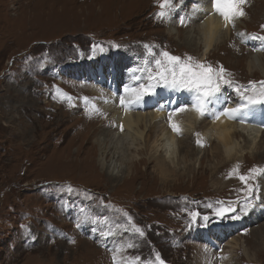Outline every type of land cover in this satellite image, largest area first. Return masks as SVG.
<instances>
[{"label": "rangeland", "instance_id": "1", "mask_svg": "<svg viewBox=\"0 0 264 264\" xmlns=\"http://www.w3.org/2000/svg\"><path fill=\"white\" fill-rule=\"evenodd\" d=\"M196 3L187 2L186 18L196 10ZM154 7V0H0V75L4 72L0 78V264H264V213L253 211L255 188L261 180L264 184L262 153L245 150L241 161L214 171L212 164L217 159L211 155L210 145L203 142L198 145L207 149L201 153V157L206 154L205 161L178 164L175 154L169 161L176 172L168 179H160L153 164L133 168L128 157H124L122 172L112 179L99 164L102 149L98 141H103L99 132L117 126L116 110L110 104L118 100L79 78L53 74L54 64L72 62L78 50L88 49L94 39L109 44L93 53L97 56L110 57L116 51L127 57L125 53L138 51L150 61L148 78L159 79L156 74L162 69L152 61L161 59L166 50L201 63L197 57L203 59L204 45L197 29L187 25L180 32V16L159 22ZM244 10L246 14L236 19L231 36L219 44L222 48L213 50L201 63L216 70L222 66L224 79L231 81L236 92L248 93L237 95L236 100L250 96L255 85L247 86V82L264 80L259 71L251 75L247 70L248 55L259 45L263 47L261 40L248 35L256 32L264 36V0H247ZM187 37H196V46L193 41L188 45ZM243 41L257 47L252 49L241 44ZM87 51L88 57L91 51ZM26 52L32 54L24 60ZM8 68L10 71H5ZM27 68L34 76H27ZM175 71L179 73V67ZM103 77L96 78V83L101 85ZM52 82L69 90L77 83L73 92L78 95L64 101L66 91H56ZM217 82L224 83L214 79L211 86ZM232 86L228 93H234ZM174 88L178 95L193 89ZM173 92L162 90L158 97L167 98L166 106L144 113L168 107L172 111ZM203 94L196 93L193 98ZM150 99L146 96L144 101ZM206 110L204 115L200 113L201 119L216 111L215 103H209ZM90 122L94 127L83 130ZM178 126L180 132H199L194 125ZM247 136L253 139L255 135ZM181 140L176 141L180 147ZM257 143L258 151H264V136ZM138 152L141 157L147 153L144 148ZM112 156L107 152V162H114ZM254 168L260 171L252 173ZM241 175L251 177L247 184ZM249 185L254 188L251 194H247ZM218 202L235 207L236 212L218 217L216 210L222 206ZM246 202L250 210L242 214ZM77 227L88 232L91 242L79 235ZM204 236L208 246L202 241ZM108 238L113 247L105 244ZM171 243L176 244L171 247Z\"/></svg>", "mask_w": 264, "mask_h": 264}, {"label": "bare ground", "instance_id": "2", "mask_svg": "<svg viewBox=\"0 0 264 264\" xmlns=\"http://www.w3.org/2000/svg\"><path fill=\"white\" fill-rule=\"evenodd\" d=\"M257 3L258 2L256 1L254 5ZM139 6H141L140 3ZM195 7L196 10L193 12L191 17L189 18H186L184 16L179 17L178 29L181 32L183 28L186 27L187 25H193L197 29L198 31L197 35L199 36L198 39L201 40L204 45L202 60H205L209 58L208 56L213 52V50H215L216 48H218V46L221 45L220 43L225 39V37L231 36L234 26L231 23H229L227 27L225 26L226 22L224 18L215 11L213 4L210 3V0H197ZM256 8H259V5ZM254 12L258 14L259 10L257 11L254 9ZM102 19L103 17L101 18V20ZM181 20H183V23H181ZM188 40H189V42L187 43L188 45H191L193 41L195 42L194 45L196 46V42H197L196 37L194 39L190 38ZM259 46L257 47V50L252 51L248 55L247 70L250 72L251 75H253L256 71H259L261 75L264 76V52L260 50V48H263L261 47L262 45ZM221 48L222 47L218 49L220 50ZM238 62L240 61H237L236 63ZM254 85L255 87H253L252 90L247 89V91L250 90L251 93L250 96L258 100L260 99L261 93L264 92V80L253 82L249 86H254ZM228 94L232 95L233 91H230V93ZM236 98H237V94L235 99L231 97V99L229 100H227L228 97L224 98L221 94H216L214 97H212V102H214L216 105V111H211V113H209L208 115L206 113V115L201 119L199 117L200 112L197 111V109L195 108L198 104V100H199V104L203 105L204 107L206 106V108L209 105V103L207 102V98H204V94L200 95L199 98L196 95V97L193 98V101L196 102V105L188 107L187 108L188 110L185 111L182 116L178 114L177 111H175V107H172L173 110L171 111L172 114L171 121L169 120V117L167 118L166 116L167 115L166 113L170 110V107H168L167 110L162 109L160 111H154L150 114H147L144 113L145 110H138L135 107L124 111L123 108L120 107L118 101H114L110 104V106H112V108L116 110L114 117L115 120L117 121V126L113 130H109V131L102 130L101 132H99V134L103 135L102 137L103 141H98L100 142V149H102V154L99 157V164L102 166V169H104L103 171L112 179H114L116 175L118 176V174L122 172L123 165L125 163V160L127 159L129 160L131 159L133 161L132 167L133 168L135 167L136 169L142 163H144L145 165L153 164L154 172H156V175H158L160 179H165V178L168 179L174 176L176 172V168H171V163L169 161L172 160V158L174 159L175 154H177L178 157V164L184 163V165H187V163L191 160L200 161L201 163L204 159L207 158L206 154H204L205 156L201 157V153H204V151H206L207 149L203 150L202 148H200L201 146L199 147L200 144L198 145L196 142L198 139L210 145L211 155L214 156L213 157L214 159H217L215 160L214 164H212L213 166L212 169H214V171H216L217 168L219 169L221 166L226 165L227 163L228 164L229 163L236 164V162L238 163L239 161L237 160L241 159L245 150H248V152L249 151L254 152L256 150V153L257 152L262 153L259 154V156L262 157L264 156V151H258L257 142H259L264 136V103L248 104V100L246 98L241 97L240 99L237 100ZM227 103L229 105L225 107ZM241 105H248L245 111L243 112V116L245 117L244 120H241L239 118L233 119L227 114L219 115L225 108H237ZM127 106L129 107L130 105L127 104ZM255 111H258V117H259L256 123H254L253 121L254 120L253 113ZM214 114L219 115V119L215 118ZM172 122H175L177 125H179V123H182L186 127L195 126L197 128V131L199 132H176L171 127ZM104 123L105 122H103V125L105 126ZM94 125L95 124L93 122H90L84 125L82 128L83 130L87 131V129H89L88 127L90 126L94 127ZM120 125H123V131H121ZM89 130H91V128ZM249 134L255 135L253 139H249L250 137L246 138L248 137L247 135ZM184 135L185 138L182 137ZM180 138L183 139L181 140L182 147H180L179 143L178 144L176 143V141L179 142ZM140 148H144L145 151L147 152L145 157L140 156V153L138 152ZM127 151H130L129 153L131 155L130 154L127 155ZM107 152L113 153L112 158L114 162L113 161L111 163L107 162L105 157V155H107ZM124 157L125 158L128 157V158L125 159ZM194 165L189 166L188 167L189 170H191V168L193 169ZM187 169L185 172H187ZM219 183L220 181L218 183H213V184L217 185ZM245 188L243 189V193ZM255 190L256 191L254 192L253 211L257 215H259L261 213H264L263 180H261V182L259 181V184L256 186ZM249 207L250 206H248L247 212H244L242 208L241 213L242 214L248 213L250 210ZM259 233L262 234L263 230H261ZM227 261L230 263L231 259Z\"/></svg>", "mask_w": 264, "mask_h": 264}, {"label": "snow or ice", "instance_id": "3", "mask_svg": "<svg viewBox=\"0 0 264 264\" xmlns=\"http://www.w3.org/2000/svg\"><path fill=\"white\" fill-rule=\"evenodd\" d=\"M169 3V0H164V4L167 5ZM210 3L213 4V7L217 13H219L225 20V26L229 23L235 24V21L237 18L243 17L246 13L244 10V5L247 3V0H210ZM160 16H163L164 13H159ZM181 23H183V20H181ZM264 27V26H262ZM252 39H258L261 41H264V36L259 35H253L251 36ZM162 58L156 60V66L160 69H162L160 72H158L156 75L159 78L160 81H163L165 83H171L172 86H184V87H190V88H196L198 91H203L205 85H208V90L204 91V98H210L212 97L216 92L219 91V83L217 82L215 86H211L213 80L216 81L223 80L224 83L230 84L231 81L224 79L223 73L226 71L222 66L216 70L211 67V65H205L201 64L199 62H194L193 57L188 56L186 60H182L180 56H174L170 54L167 51H164L161 54ZM171 66V67H169ZM179 67L180 71L177 73L175 69ZM171 76V81H169L168 77ZM239 92V89H237ZM151 94V89L146 88L143 89L142 92H140L136 97V103H139V101L143 98L144 95ZM87 100V98H85ZM248 100V104H255V103H264V92L261 93L260 99H254L251 96L246 97ZM122 104L125 102L122 100ZM248 105H241L237 108H225L219 115L227 114L231 118L236 119L239 118L241 120H244L245 117L243 116V112L245 111L246 107ZM185 110V107H178L175 109L177 112H182ZM197 111L201 113V115H204L207 111L206 108L199 104H197ZM215 115V118L219 119V115ZM169 120H172V114L169 115ZM171 127L174 131L180 132V127L175 123L172 122ZM121 131H123V125H120ZM199 135V134H197ZM197 144L202 145L201 140L196 141ZM238 170L237 168L233 169V173H235ZM252 173H256L260 171L259 169H252L250 170ZM245 184L248 183V180L251 178L249 176L241 175L239 177ZM248 193L251 194L254 191V188L249 185L247 189ZM222 206L219 207L216 210V215L218 217H225L228 213H234L236 212V208L233 206H223V202H218ZM210 207V205H209ZM244 212H247L248 210V204L246 202L245 207L242 209ZM194 216H198L199 213L193 214ZM233 219H239V216H233L231 217ZM207 219V217H205ZM159 259V256L157 257ZM161 264H164L163 261H161Z\"/></svg>", "mask_w": 264, "mask_h": 264}]
</instances>
